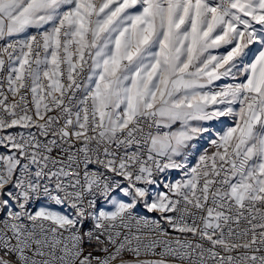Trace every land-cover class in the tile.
<instances>
[{
  "label": "snow or ice",
  "instance_id": "6c2138e0",
  "mask_svg": "<svg viewBox=\"0 0 264 264\" xmlns=\"http://www.w3.org/2000/svg\"><path fill=\"white\" fill-rule=\"evenodd\" d=\"M0 264H264V0H0Z\"/></svg>",
  "mask_w": 264,
  "mask_h": 264
},
{
  "label": "built area",
  "instance_id": "2783aa9c",
  "mask_svg": "<svg viewBox=\"0 0 264 264\" xmlns=\"http://www.w3.org/2000/svg\"><path fill=\"white\" fill-rule=\"evenodd\" d=\"M212 149L209 148V152H211ZM174 176H176L177 178L179 177V173H173ZM141 212H144L143 209H141ZM146 215L150 216V217H153V216H156L157 214L156 213H145Z\"/></svg>",
  "mask_w": 264,
  "mask_h": 264
}]
</instances>
